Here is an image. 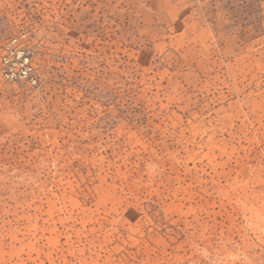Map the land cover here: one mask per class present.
Segmentation results:
<instances>
[{"label": "rangeland", "instance_id": "1", "mask_svg": "<svg viewBox=\"0 0 264 264\" xmlns=\"http://www.w3.org/2000/svg\"><path fill=\"white\" fill-rule=\"evenodd\" d=\"M22 32L0 264H264V0H0Z\"/></svg>", "mask_w": 264, "mask_h": 264}, {"label": "built area", "instance_id": "2", "mask_svg": "<svg viewBox=\"0 0 264 264\" xmlns=\"http://www.w3.org/2000/svg\"><path fill=\"white\" fill-rule=\"evenodd\" d=\"M26 40L27 34L22 32L4 42L0 55V76L9 82L26 81L37 85L39 73L32 64Z\"/></svg>", "mask_w": 264, "mask_h": 264}]
</instances>
